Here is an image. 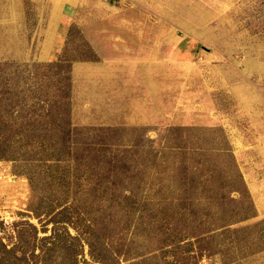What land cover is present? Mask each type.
I'll return each instance as SVG.
<instances>
[{"label":"rangeland","instance_id":"obj_1","mask_svg":"<svg viewBox=\"0 0 264 264\" xmlns=\"http://www.w3.org/2000/svg\"><path fill=\"white\" fill-rule=\"evenodd\" d=\"M48 139L77 156L52 165L64 187L36 162ZM4 151L22 264H264V0H0Z\"/></svg>","mask_w":264,"mask_h":264},{"label":"trees","instance_id":"obj_2","mask_svg":"<svg viewBox=\"0 0 264 264\" xmlns=\"http://www.w3.org/2000/svg\"><path fill=\"white\" fill-rule=\"evenodd\" d=\"M47 117V116H46ZM45 123V122H44ZM47 124L45 125H41V129L38 128V131L42 132L43 131H46L47 130ZM50 130V129H49ZM25 135L26 137L25 138H28V140H30V135H29V132L25 131ZM65 141V140H64ZM26 142V141H25ZM55 142H58L59 141H55ZM19 143V141H18ZM27 144V143H26ZM31 144V143H30ZM28 145V144H27ZM35 145L36 147H38L41 151H42V154L40 155L39 158L36 159V162L40 163V164H44V166H46V170H47V180L49 179V177L51 179H56L59 183H61V185L64 187L67 183H68V171L65 172L64 175H60L59 173L56 174L55 171L53 170V166L52 165H55L57 167H59V165L61 163H64L65 165L67 163H65L64 161H67L68 160V163L69 161H74V159H76V154L74 153L75 151H72V147H67V153L66 154H69V157L67 158H64L63 160L61 159L62 158V155H60L59 153H56L57 152V147L56 146H53V142L48 139L47 141L46 140H38L35 142ZM2 146H7L6 143L2 144ZM8 147V150L11 149L10 146H7ZM10 154H14L12 153V151H4L3 155H0V158H9L11 157ZM65 154V156H66ZM52 161V162H51ZM172 204V202H171ZM160 208L158 209V211H161L163 214H166L167 212V207H166V204L164 203L162 206H159ZM67 209V208H65ZM49 213V211H48ZM153 217H151V220L149 221V223L151 224L152 228L156 231H159V229L161 230V227L164 226V224H166L165 222V215H163V217H160L157 213H154L152 214ZM156 216H159L160 218L157 219ZM162 219V220H161ZM70 224H72L73 228L78 232L80 233L81 235H84L85 234V238L86 239V243L88 244L89 248H90V251H91V254H92V257H95L97 256V254L95 255L96 251L99 249V243H97L98 241V237L97 236H94L93 239H91L90 237H88L86 235V232L85 229L86 228H90V226L88 225H85L84 221H82V219H79L78 222H73V221H70V219H68ZM194 229V228H193ZM94 229H92L93 231ZM206 234L209 235V231H206L205 232ZM57 235V233H53V236L52 237H49V240H51V244L49 245L48 244H45L42 246V255L46 258H43V261L44 262H47L49 261L48 257L53 254L54 250L56 247H58V245L61 243L57 240V238H55V236ZM95 235L94 233H92V236ZM97 235V234H96ZM67 239L70 241V243L72 244V247L68 245V251L69 253H71V255L73 257H77L78 252H76L77 247H73V246H76L78 243H80V245H82V243L80 242L81 240L78 238V237H73L71 235H67ZM66 243V242H65ZM173 245L176 244V243H172ZM75 248V249H74ZM16 254L17 253H14V251L12 249H7V246L0 240V264H18L20 262H25L24 260L26 259L25 257H22V258H19V257H16ZM100 262L103 263V260L102 259H99ZM22 264V263H20Z\"/></svg>","mask_w":264,"mask_h":264}]
</instances>
